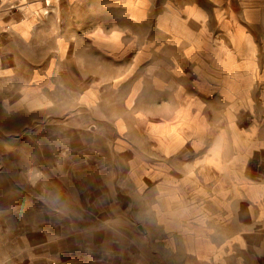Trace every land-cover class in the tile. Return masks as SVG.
<instances>
[{
  "label": "crops",
  "instance_id": "crops-1",
  "mask_svg": "<svg viewBox=\"0 0 264 264\" xmlns=\"http://www.w3.org/2000/svg\"><path fill=\"white\" fill-rule=\"evenodd\" d=\"M0 79L51 163L7 260L142 226L179 264H264V0H0Z\"/></svg>",
  "mask_w": 264,
  "mask_h": 264
},
{
  "label": "rangeland",
  "instance_id": "rangeland-1",
  "mask_svg": "<svg viewBox=\"0 0 264 264\" xmlns=\"http://www.w3.org/2000/svg\"><path fill=\"white\" fill-rule=\"evenodd\" d=\"M3 80L0 79V264H13L6 259V253L17 251L24 253L21 247L18 249L14 244L8 243L5 239H32L28 229H21L19 226V214H22L23 221L30 223L35 214L27 212L18 213L16 216L17 199L21 201L22 189L30 196H37L38 189L35 191L31 183L38 181L41 174L33 167L32 153L35 154L36 161L40 159L42 166L50 172L51 163L49 156L43 158L40 153V146L47 150L49 143L46 140L47 133L44 132H19L21 119L15 115H6L3 111ZM63 96L62 93L47 95L48 98ZM46 134V135H45ZM44 201L45 197H39ZM25 199V203L31 201ZM55 202V200H53ZM41 222L39 219H35ZM142 227V226H141ZM137 239H120L118 244L94 246L92 249H84L73 246V255L70 259L66 258L57 264H179L181 259L164 254L160 256L159 245H148L144 239H139L143 234V229L137 227ZM89 250V251H88ZM81 252V253H80ZM4 254V255H3Z\"/></svg>",
  "mask_w": 264,
  "mask_h": 264
},
{
  "label": "water",
  "instance_id": "water-1",
  "mask_svg": "<svg viewBox=\"0 0 264 264\" xmlns=\"http://www.w3.org/2000/svg\"><path fill=\"white\" fill-rule=\"evenodd\" d=\"M140 228H142V227H140Z\"/></svg>",
  "mask_w": 264,
  "mask_h": 264
}]
</instances>
